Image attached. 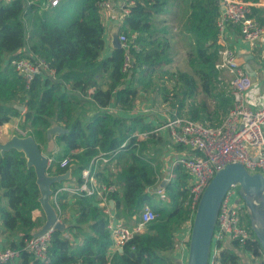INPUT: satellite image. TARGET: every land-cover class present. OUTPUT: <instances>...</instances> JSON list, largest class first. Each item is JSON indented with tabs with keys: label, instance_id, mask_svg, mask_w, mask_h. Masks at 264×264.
I'll use <instances>...</instances> for the list:
<instances>
[{
	"label": "trees",
	"instance_id": "1",
	"mask_svg": "<svg viewBox=\"0 0 264 264\" xmlns=\"http://www.w3.org/2000/svg\"><path fill=\"white\" fill-rule=\"evenodd\" d=\"M102 1L62 0L40 14L42 0H0V126L20 118L21 127L32 130L30 134L36 141L48 147V130L55 124L63 125L67 132L53 135L52 151L55 139L61 145L55 154H59L58 160L51 163L48 173L60 175L74 167L73 181L77 184L83 183L82 170L101 151L117 150L126 141L127 146L116 157L109 163L98 162L96 168L101 182L118 187L112 195L115 209L118 218L129 226L134 221L140 222L143 207L152 199L150 192L163 182L160 166L149 157L150 147L161 142V137L152 134L143 141L131 137L136 131L150 130V123L143 116L126 118L108 108L115 105L128 111L140 90L153 89L161 94L165 105L174 109L175 116L212 126L216 114L222 117V122L229 113L234 97L230 83L215 66L221 48L219 0H187L183 24L193 37L192 50L188 53L195 66L193 73L166 70L171 62L170 41L165 34L154 35V19L166 13L170 0H132L130 13L122 18L119 27L130 41L133 66L129 71L123 69L124 48H115L110 56L103 57L106 43L99 6ZM263 10L264 7L255 6L251 16L264 24ZM28 53L44 59L55 69L56 78L40 73L27 87L15 61ZM91 90L93 93L89 95ZM78 105L92 107V118L78 117ZM64 160L68 164L62 167ZM184 170L177 165L176 176L164 185L169 199L167 204L154 205L158 218L114 257L109 255L112 239L107 216L97 206L98 199L86 194H62L59 218L62 220L73 195L77 218L68 231H74L75 238L79 236L76 232H82V240L73 241L66 230L55 229L47 264H116V260L119 264H174L168 253L175 249L177 233L192 217L186 204L189 175ZM65 182L54 185L53 189ZM0 188L4 189L3 195L9 203L8 207L0 206L2 225L6 231L21 236L20 243L10 244L22 250L19 259L10 264H45L23 250L24 240L45 223L44 213L42 218L33 216L35 210H42L41 193L35 169L28 167L23 152L11 149L2 154L0 151ZM242 214L244 222L247 217L252 237L245 244L233 242V246L249 251L256 258L263 257L250 213L245 208ZM213 250L214 246L212 253ZM236 259V253L227 246L216 258L220 264H235Z\"/></svg>",
	"mask_w": 264,
	"mask_h": 264
},
{
	"label": "built area",
	"instance_id": "2",
	"mask_svg": "<svg viewBox=\"0 0 264 264\" xmlns=\"http://www.w3.org/2000/svg\"><path fill=\"white\" fill-rule=\"evenodd\" d=\"M61 1H42L38 11L41 14L43 11L57 6ZM113 2L118 3V6H114ZM219 3L221 6V14L218 18L220 40L224 42L230 27L235 26L248 44L261 41L264 37V25L251 16L253 7L261 5V3L249 0H219ZM133 4L132 0H103L99 6L102 14L103 11L113 12L118 7L124 17L130 13V7ZM118 39L121 42V48L126 50L123 69L129 71L133 66V56L129 51L130 41L123 32H119ZM224 44L218 51L219 59L215 66L220 71L225 69L233 74L230 79V87L234 103L220 125L208 126L199 121L167 114L159 120H154L152 116H146V122L150 123L151 129L136 131L131 136L143 141L149 139L152 134H157L165 137L171 144L189 151V154L175 158L172 164L173 166L181 165L189 175L186 204L192 211V217L184 224L182 235L176 237L175 249L168 253L174 264H188L196 210L206 187L219 171L228 164L241 163L250 173H261L264 176V92L260 91L247 69L239 64L238 52L232 49L227 42ZM15 67L26 81L27 87L40 73H44L52 79L56 78L55 69L33 53H28L27 57L15 61ZM92 93L93 90L89 92V95ZM23 135L26 136L25 133ZM126 146L127 142L125 141L117 150L101 151L90 165L82 170L84 179L82 184L65 182L53 189L51 196L52 204L55 205L58 214L60 196L64 193L95 196L98 199L97 206L102 207L107 216V228L112 239L110 250L116 252H122L137 234L143 233L146 226L158 218L153 207L146 204L141 211L140 222L132 227L126 225L122 219L118 218L115 205H113L115 201L112 195L117 192L118 187L114 184L101 182L97 176L96 164L98 162L109 163ZM48 156L49 168L56 157L55 155ZM67 164L68 160L61 162L62 167ZM154 194L162 202L168 199L164 187L156 188ZM245 208L246 213H250L242 198L240 186H234L228 191L220 207L213 236L212 258L229 242L237 241L245 244L251 239L252 229L242 219V211ZM54 231L55 228L52 227L43 235L25 239L23 250L27 251L34 260L45 264L49 263L48 250ZM220 245L222 247L218 249ZM21 251L19 247H1L0 264L17 261L21 256Z\"/></svg>",
	"mask_w": 264,
	"mask_h": 264
},
{
	"label": "water",
	"instance_id": "3",
	"mask_svg": "<svg viewBox=\"0 0 264 264\" xmlns=\"http://www.w3.org/2000/svg\"><path fill=\"white\" fill-rule=\"evenodd\" d=\"M115 46L121 48L117 34ZM66 132L67 129L60 124H55L48 130L47 139L50 146L46 153L33 135H14L6 142H0L2 154L11 149L23 152L28 167L35 169L41 193L39 201L46 220L43 226L33 233L34 237L43 235L52 227L62 231L66 229V224L61 222L52 204L51 196L53 186L69 180L72 170L68 169L60 175L48 173V154L52 152L53 135ZM237 185L241 188L242 198L250 211L252 226L264 251V176L261 173H250L241 163H231L212 178L200 199L192 226L188 264H210L213 236L221 204L228 191Z\"/></svg>",
	"mask_w": 264,
	"mask_h": 264
},
{
	"label": "crops",
	"instance_id": "4",
	"mask_svg": "<svg viewBox=\"0 0 264 264\" xmlns=\"http://www.w3.org/2000/svg\"><path fill=\"white\" fill-rule=\"evenodd\" d=\"M4 1H9V0H4ZM42 1H45V0H42ZM113 3H114V6H118V3H116V2H113ZM259 3H261V5H258V7H264V0H261ZM38 13H39V11H38ZM109 13L107 11H103V15H104L103 16V22H104V26H105L104 39H105V43H106V45H105L106 47H105V50H104L103 55H102L103 57L110 56L111 53L113 52V49L116 48V46H115L116 34L118 36V34L120 32L119 27H120V24H121L122 18H123L122 12L119 10L118 7H116V9L113 12H109ZM170 16H171L170 21L166 20V19H168V17L163 18L165 20V23H163L162 26H167L168 24L170 25L174 21V19H173L174 13H171ZM262 16H264V10H263ZM183 23H182V26L184 27ZM187 36L189 39H191V38L193 39L192 36L190 37V35H188V34H187ZM224 42H227V44L229 46H231L232 49H234L238 52L239 64L244 66L247 69L248 74L252 77L253 81L257 84L258 88H260V91L264 92V37L258 43L248 44L241 37V35L239 33V29L235 26H232V27H230V31L226 35V40ZM224 42L219 39V43H220L221 47L223 45H225ZM221 76H223L224 79L226 78L225 79L226 81L229 80V83H230V79L233 76V74L229 70L224 69L221 71ZM156 105L158 106V102H155L154 99L150 96V94L148 92L142 90L139 92V94L135 98V102H134L132 109H130L128 111H123V110H119L118 107H116L115 105H111L108 108V110L114 114L119 115V116H123L126 118H133V117H137L138 115L143 116V114L146 111H148L149 109H155ZM88 113H89L88 116L90 118H92V116L94 115V110L92 109ZM161 138H163V140L166 139L163 136ZM163 143L164 142H160V143H158L157 146L159 147V145H161ZM54 144H55V142H54ZM166 144L168 147H170V149H169V152L167 155H165L166 152L164 153V156H166V158H168L169 161L168 160L167 161L162 160L160 163L161 174L163 175V182L158 187H160L162 185L164 186L166 184V182L171 181L172 178H174L176 176L175 172H172L173 171L172 170V166H173L172 164L174 163L175 158H177L178 156L189 154V151L185 150L183 147L173 145L169 141L164 143V145H166ZM48 147H49V145H48ZM53 147H54V151H52L48 155H55L57 153V151L59 150L57 144H55ZM152 147L153 146L150 147L151 151H152ZM161 158L163 159V157H161ZM173 167L175 170L176 166H173ZM71 170H72L71 171V178L67 181V182L70 181V183L74 182L73 179L75 178V174H76L74 167L71 168ZM115 171H117V169H115ZM184 171L186 172V170H184ZM186 174H187V172H186ZM155 190H156V188L152 189V191L150 193L154 194ZM154 195H156V194H154ZM71 196H73V195H71ZM71 196L69 197V201L67 202L66 209L64 210V212L65 211L67 212L66 214L68 216H70L68 214L69 210H72V209L76 210V206L74 204V202H75L74 198ZM158 201H159V199H158ZM113 205H115V202L113 203ZM74 212L75 213L73 215V217H74L73 220L75 221L77 218V210ZM43 213H44V211H42L41 209L35 210L33 212L34 219L42 218ZM43 218H44V222H45V220H46L45 214H44ZM61 222H63V221L61 220ZM65 224H66V229H65L66 234L68 235V232H69L68 228L72 223L66 222ZM135 225H136L135 221L131 223V226H135ZM183 231H184V226L177 233L176 237H180L182 235ZM77 237H78L77 239L76 238H74V239L77 241L82 240L81 237H79V236H77ZM20 240H21V236L19 234L10 233L4 229L2 222H1V217H0V248L10 246V244H12V242L20 243ZM226 246L229 247L230 249H232L237 255V259H236L235 264H254V261H253L254 256L249 251H245L241 248L234 247L233 242L227 243ZM115 253H116V251H113V250L109 251V255L111 257L116 256ZM219 256H220V251H219V253L216 254L215 257H213V258L211 257L210 264H220V261L216 260V258ZM259 258L261 259V261H264V256L259 257ZM259 263H257V264H259Z\"/></svg>",
	"mask_w": 264,
	"mask_h": 264
},
{
	"label": "rangeland",
	"instance_id": "5",
	"mask_svg": "<svg viewBox=\"0 0 264 264\" xmlns=\"http://www.w3.org/2000/svg\"><path fill=\"white\" fill-rule=\"evenodd\" d=\"M187 10H188L187 0H170L169 7H168V10L166 11V13L156 15L154 22H153L154 23L153 24L154 30H155L154 35L165 34V36L170 41V48H169L168 54L170 55L171 62L169 65L166 66V70H169L171 72L193 73L195 71V66L192 64V62L190 61L189 56H188V53L192 50L193 39L188 38L187 34L190 35V37H191V34H189L185 30V28L182 26V23L184 22V20L186 18ZM171 13H174V17H173L174 21L170 25L168 24L169 26L168 25L162 26V24L165 23V20L163 18L168 17V19H166V20H168V21L171 20V16H170ZM221 77L224 79L223 76H221ZM196 80L198 83L200 82L199 78L197 76H196ZM227 82H229V80H227ZM140 91H142V90H140ZM148 93L154 99L155 102H158V106L156 105L155 109H149L148 111H146L143 114L144 117L152 116L154 120H159V118L165 117L166 114L169 116H175L174 109H172L171 107L164 104L163 97L161 96V94H159L158 92H155L153 89L152 90L150 89V92H148ZM91 110H92V107H89L88 105H84V106L78 105L76 115L78 117H81L84 120H88L90 118L88 116L89 115L88 112ZM152 112H155V113H152ZM221 119H222V117L219 116L218 114H216L214 116V119H213L214 124L212 126L218 125L221 122ZM21 122L22 121L20 118H13L10 122L5 123L4 125L0 126V142H6L7 140H9L14 135L24 136L23 133H25L26 136L31 135L30 133L32 132V130H30L29 128H25V129L22 128ZM161 142L165 143L168 141H167V139L163 140V138H161ZM164 143L159 145V147L157 146L158 143L154 144L152 147V151L149 154V156L155 160L154 163L158 166H160V163L162 160H165V161L168 160V158H166V156H164V153L166 152L165 155H167L170 147H168L167 144L164 145ZM55 144H57L58 146L61 145L58 139H55ZM42 147H43L44 152L46 153L47 145L42 144ZM58 155H55L57 160H58ZM128 156H129V154H128ZM161 157H163V159ZM172 170H173L172 172L175 171L173 166H172ZM184 173H185L184 171H181L182 175H184ZM3 193H4V189L0 188V194H1L0 195V206L8 207V205H9L8 199L6 196L3 195ZM149 203L152 207H154V204L156 205L157 203L158 204H160V203L161 204H167L168 200L163 201V202L160 200L158 201L157 196L152 194V199ZM74 211H76V210L72 209V210L68 211V214L70 216H68L66 214L67 212L65 211L63 214L62 221L66 220V222H68V223H74L75 222L73 220V218H74L73 215L75 213ZM244 218H245V221L247 223V217L245 216ZM129 226H131V224ZM41 227H39L38 229H40ZM76 233L79 235V237H82V235H81L82 232L78 231ZM73 235H74V231L68 232V236L71 239H73V241H77L74 239L75 237H73ZM253 261H254V264H257L261 261V259L253 257ZM116 264H119L118 260H116Z\"/></svg>",
	"mask_w": 264,
	"mask_h": 264
}]
</instances>
